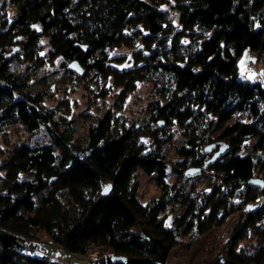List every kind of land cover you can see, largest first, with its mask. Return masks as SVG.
Here are the masks:
<instances>
[{
    "label": "trees",
    "instance_id": "16d2710c",
    "mask_svg": "<svg viewBox=\"0 0 264 264\" xmlns=\"http://www.w3.org/2000/svg\"><path fill=\"white\" fill-rule=\"evenodd\" d=\"M11 1L17 13L10 18L0 2V132L21 124L43 128L50 141L21 143L0 162V264H46L27 250V243L39 245L41 230L68 254L83 257L92 243L110 254L87 264H165L181 235L202 234L264 196V81L241 79L237 67L245 48L257 60L264 55V0H173L176 22L170 0ZM45 37L52 56L112 76L122 95L151 81L147 119L118 125L106 111L78 141L73 123H60L43 104L44 92L27 89L19 67L39 59ZM138 40L146 51H134L133 66H104L107 47ZM174 123L184 137L172 170L179 177L211 170L209 191L167 182L159 148ZM139 170L160 188L144 204L136 196ZM169 207L182 208L172 224L164 217ZM249 230L258 238L255 251H238ZM210 264H264V199L242 211L226 257Z\"/></svg>",
    "mask_w": 264,
    "mask_h": 264
},
{
    "label": "rangeland",
    "instance_id": "374dc122",
    "mask_svg": "<svg viewBox=\"0 0 264 264\" xmlns=\"http://www.w3.org/2000/svg\"><path fill=\"white\" fill-rule=\"evenodd\" d=\"M2 2V0H0ZM4 3V2H3ZM7 5L6 3H4ZM173 0L167 3L166 7L172 13L173 21L176 22V12L173 11ZM8 17H13L17 13L15 6H6ZM43 48L39 51V59L35 62L24 61L20 64L21 72L27 80V89L40 90L44 92L45 98L43 104L53 110L56 118L60 123H73L76 127V137L78 141H84L89 126L96 121L103 113L110 111L118 125H140L149 116L147 112V103L153 99L151 81H138L135 88L127 94L122 95V87L117 85L110 75H104L102 71H97L92 67L83 68L82 73H78L68 67L71 62L60 55L52 56L49 52L51 49L48 38L42 40ZM141 41H136L132 46L120 45L107 47L106 65L122 69L134 65V51L136 49L145 52L146 49ZM15 46L13 52L18 50ZM261 57L258 59L260 61ZM249 60L257 61V54L250 48H245L237 60L238 72L241 79L252 80L254 77H264V68L261 69L263 74L255 72L249 66ZM254 73H253V72ZM255 79V78H254ZM163 126V122H158ZM170 135L169 141H164L160 145V152L168 161L166 180L172 184L176 182L185 189L194 188L195 192H206L210 189V179L207 177L211 170L201 169L191 174L186 170V176L179 177L177 172L173 171L171 165L181 157L176 153V145L183 143V128L177 123L167 128ZM166 138L167 134H163ZM144 144L148 148H157L156 141L153 138L142 137ZM254 138L247 139L243 142L246 145L244 149L250 150ZM50 141L48 133L43 129L26 131L21 124H16L4 128L0 132V162L6 157L12 149L21 144L38 145ZM197 173V174H196ZM20 177H26L21 174ZM137 181V198L141 203H147L151 199L160 195V188L157 186L154 175H147L139 170L136 177ZM240 191L237 190L236 195ZM234 201H240L242 198L237 195ZM264 196L258 197L255 201L247 202L240 210H236L226 216L224 222L215 225L208 231L199 234L181 235L179 242L171 249L165 264H210L218 257L224 259L228 249L229 237L234 226L242 217V211L254 209L262 203ZM182 208H167L165 218L167 224H172V219L179 214ZM134 229H139L135 226ZM38 247L48 250V253L55 257H66L69 255L75 263L87 264L90 260L88 257L68 254V252L58 245L50 242L49 237L43 230L36 234ZM258 238L249 230L244 239L239 241L238 251L244 250L245 253L254 252L257 246Z\"/></svg>",
    "mask_w": 264,
    "mask_h": 264
},
{
    "label": "built area",
    "instance_id": "2783aa9c",
    "mask_svg": "<svg viewBox=\"0 0 264 264\" xmlns=\"http://www.w3.org/2000/svg\"><path fill=\"white\" fill-rule=\"evenodd\" d=\"M2 2L6 3L7 5L14 6V2L11 0H2ZM249 66L255 72H260L262 68H264V55L261 56L260 61H253L250 60L248 62ZM260 75V73H259ZM254 80L264 81V77H254ZM27 250L30 254L37 253L44 258L46 264H70V261L67 258H56L48 253V251L41 247L35 246L32 243H27ZM110 255L106 253L103 247L99 244L92 243L87 245L86 251L83 253V257H88L89 259H95L102 256Z\"/></svg>",
    "mask_w": 264,
    "mask_h": 264
},
{
    "label": "water",
    "instance_id": "95a60500",
    "mask_svg": "<svg viewBox=\"0 0 264 264\" xmlns=\"http://www.w3.org/2000/svg\"><path fill=\"white\" fill-rule=\"evenodd\" d=\"M83 48H85V46H84ZM68 67H69L70 69L75 70V71L78 72V73H82V72H83V68L80 66L79 62L76 61V60H72V61L68 64ZM219 154H220V153L217 152V155H219ZM189 172H190L191 174L194 173L193 170H190ZM259 182H260V181H256V182H255V181H252V183H256V184H258ZM109 187H110V184H107V185L101 190V192H102V193H106V192L108 191Z\"/></svg>",
    "mask_w": 264,
    "mask_h": 264
},
{
    "label": "crops",
    "instance_id": "0c3cea01",
    "mask_svg": "<svg viewBox=\"0 0 264 264\" xmlns=\"http://www.w3.org/2000/svg\"><path fill=\"white\" fill-rule=\"evenodd\" d=\"M249 61H250V60H249ZM253 61H254V60H253ZM252 72H253V71H252ZM253 73H254V72H253ZM260 74H263V73H262V71H261V73H260ZM254 76H255V73H254V75H253V79H254ZM253 79H252V80H253ZM47 251H48V250H47ZM66 257H68V258H69V256H66ZM74 263H75V262H74ZM76 264H80V263H76Z\"/></svg>",
    "mask_w": 264,
    "mask_h": 264
}]
</instances>
